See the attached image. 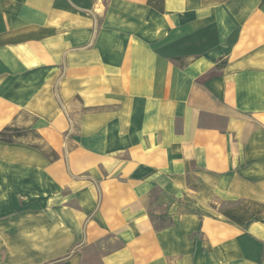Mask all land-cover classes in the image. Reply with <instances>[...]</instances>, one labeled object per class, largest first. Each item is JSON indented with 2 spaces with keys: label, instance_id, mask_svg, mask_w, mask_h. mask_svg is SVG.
Instances as JSON below:
<instances>
[{
  "label": "crops",
  "instance_id": "0c3cea01",
  "mask_svg": "<svg viewBox=\"0 0 264 264\" xmlns=\"http://www.w3.org/2000/svg\"><path fill=\"white\" fill-rule=\"evenodd\" d=\"M6 127L0 264H264V0H0Z\"/></svg>",
  "mask_w": 264,
  "mask_h": 264
},
{
  "label": "trees",
  "instance_id": "16d2710c",
  "mask_svg": "<svg viewBox=\"0 0 264 264\" xmlns=\"http://www.w3.org/2000/svg\"><path fill=\"white\" fill-rule=\"evenodd\" d=\"M176 59L178 60V58ZM26 133L27 131L16 127H6L0 132V141L13 143L16 139L23 137ZM47 155L53 160L58 158V155L56 153L47 152Z\"/></svg>",
  "mask_w": 264,
  "mask_h": 264
}]
</instances>
